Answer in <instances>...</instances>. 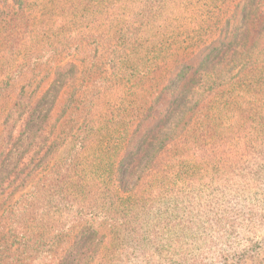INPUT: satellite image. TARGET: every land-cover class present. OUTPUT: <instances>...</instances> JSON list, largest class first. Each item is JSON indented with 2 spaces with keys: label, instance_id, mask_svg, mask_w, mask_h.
Masks as SVG:
<instances>
[{
  "label": "rangeland",
  "instance_id": "1",
  "mask_svg": "<svg viewBox=\"0 0 264 264\" xmlns=\"http://www.w3.org/2000/svg\"><path fill=\"white\" fill-rule=\"evenodd\" d=\"M235 1L174 0L162 7L158 4L142 28L139 43L126 48L120 41V29L127 25L124 21L133 8L127 1L6 0L0 4V152L4 148L0 181L11 172L4 184L13 182L4 194H14V200L20 194H40L42 184L49 188L50 182L55 183L56 162L65 161L66 153L89 137L93 140L83 160H93L88 155L98 150L101 156L94 159V166L109 180L105 175L110 171L106 152L117 146L119 134L145 129L149 118L143 120L144 126L140 119L145 114L151 116L153 110L141 109L152 103L151 87L157 81L165 84L177 62L190 59L217 36L213 23L224 17H219V10H225V15ZM108 14L113 15L109 23ZM115 44L124 50L122 59L111 64L109 60L114 57L109 53ZM60 66L64 67L57 70ZM55 71L65 74L55 98L58 102L51 111L60 121L43 145L39 113L20 134L28 114L20 115L14 109L17 105L24 109L21 93L31 101L39 97L53 81ZM247 75L259 74L253 71ZM209 84L208 80L203 87ZM216 92L214 88L209 95V114L216 118L210 126L213 131L231 132L233 127L222 128L239 114L229 109L234 103L229 107L223 104L221 109L222 99ZM199 95L194 94L193 100ZM206 112L198 110L188 124L190 112L181 108L159 128L150 149L161 147L169 135H195V129L205 125L201 121L206 119ZM5 125L12 127L9 136ZM59 135H65V143L56 148L54 140ZM201 144L213 149L217 141L213 136ZM229 147L234 148L233 144ZM244 149L241 146L230 152L224 148L219 156L232 162V157L239 160L236 150ZM41 150L49 151L44 160ZM220 157L217 154L209 162L200 161V172L197 163L189 162L188 166L199 173L198 180L189 185L185 179L180 194H173L167 202L157 198L149 210L138 209L134 226L112 229L101 222L98 230L102 228L110 237L101 249L94 243L90 264H264V179L249 194L222 190L217 183L223 182L218 171ZM161 163L149 169L150 173L163 168ZM212 164L215 170L208 171ZM50 186L44 194H59L55 184Z\"/></svg>",
  "mask_w": 264,
  "mask_h": 264
},
{
  "label": "trees",
  "instance_id": "2",
  "mask_svg": "<svg viewBox=\"0 0 264 264\" xmlns=\"http://www.w3.org/2000/svg\"><path fill=\"white\" fill-rule=\"evenodd\" d=\"M5 1L0 0V4ZM117 1H127V6H133L124 21L127 25L120 29L124 48L139 43L142 28L158 4L162 7L174 2L139 0L141 2L137 5V0ZM232 4L225 15V10H219V17H224L213 23L217 27V36L204 43L190 59L177 62L165 84L157 81L151 87L152 103L141 109V112L153 110L151 116L146 117L145 114L140 119L142 122L149 118L145 129L119 134L117 146L106 152L110 171L105 175L110 176L109 180L99 175L94 166V159L101 156L98 150L89 153L93 160H83L93 140L89 137L76 149L69 150L65 161L56 162L53 166L55 183L50 182L49 188L42 184L40 194H20L11 200L14 194H4L12 187L13 182L4 184L11 172L0 181V264H90L94 243L101 249L110 237L102 233V228L101 232L98 230L101 222L112 229L134 226L138 209L153 208L157 198L167 202L173 194L184 191V182L193 185L198 180L199 173L188 166L189 162L197 163L200 172V161L205 159L209 162L217 154L219 158L225 152L224 148L230 152L241 146L245 149L236 150L240 152L239 160L232 157V162H229V157H220L218 171L223 182L217 183L223 187L222 190L249 194L254 187L261 185L264 179V0H236ZM112 17L106 16L107 23ZM123 50L118 44L113 45L109 54L114 60L109 62L116 64L120 61ZM235 68L236 72L230 75L229 72ZM253 71L259 75L245 76ZM63 75L57 71L48 88L34 101L21 93L24 109L17 105L14 111L20 115L25 112L28 116L20 126V134L27 130L35 113H39L38 129L43 135V145H47L48 136L60 121L53 117L51 111L58 102L55 98L63 85ZM248 76L251 78L244 80ZM208 80L211 84L203 87ZM214 88L222 99L220 107L234 103L229 109H236L235 113L239 114L222 128L228 130L233 127L231 132L213 131L210 126L216 120L213 119L214 114H209L212 109L209 95ZM246 88L251 89L245 91ZM198 92L200 95L193 100V95ZM181 108L190 112L186 120L188 124L196 118L194 113L206 109V119L201 121L205 125L196 128L195 135H169L161 147L150 149L159 128ZM4 129L9 136L12 127L5 125ZM213 136L217 141L213 149L201 144V140ZM64 137L59 135L54 140L56 148L65 143ZM230 144H233V149ZM39 151L33 156H37ZM48 152L41 150L40 158L44 160ZM157 163L164 167L151 174L149 169ZM207 168L208 171L215 170V165ZM51 184H55L59 194H44Z\"/></svg>",
  "mask_w": 264,
  "mask_h": 264
}]
</instances>
